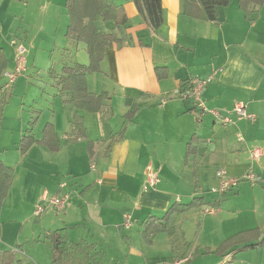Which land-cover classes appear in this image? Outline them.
<instances>
[{
    "label": "crops",
    "instance_id": "crops-1",
    "mask_svg": "<svg viewBox=\"0 0 264 264\" xmlns=\"http://www.w3.org/2000/svg\"><path fill=\"white\" fill-rule=\"evenodd\" d=\"M112 1L129 18V24L122 28L125 42L107 50L101 63V70L107 73L88 75V91L106 92L109 99L99 113L78 111L86 138L76 139L73 106H60V122L50 117L53 110L45 108L48 115L40 122L38 97L26 107L17 103L16 96L30 86L32 77L40 78L42 59L46 60L49 48L60 52L61 69L57 72L52 68L57 74L54 77L61 75L65 65H72L65 59L75 63L73 50L83 43L66 37L70 23L66 0H0V48L8 61L5 71L15 67L16 38L23 37L20 39L28 49L26 74L5 93L0 133L12 128L14 137L15 127L16 135L13 147L8 148L10 136L5 132L0 160L15 171L5 203L17 194L28 212L24 222L31 225L32 234L26 238V249L33 260H23L22 232H15V238L2 237L0 250L15 251L24 264H50L53 248L46 236L65 227L72 242L86 241L93 246L91 264L174 260H188L187 264H264V246L227 258L215 253L241 232L257 229L264 236V5L247 13L240 9L238 0H232L227 8H221L219 22H208L188 16L184 0H162L164 23L154 32L140 17L133 0ZM95 25L99 32L121 36L113 21L97 17ZM45 62L47 70L51 62ZM29 70L38 72L29 74ZM102 75L112 84L99 89L96 77L101 79ZM194 78L209 81L202 93L209 110L226 112L243 104L255 121L238 120L235 114L231 116L235 122L226 127L211 114L198 121L191 111L194 102L180 97ZM7 95L16 96L17 104L13 105ZM61 95L64 101L72 93ZM2 97L3 91L0 101ZM134 111V118L125 121L124 117ZM115 114L119 127H112ZM47 123L55 128L59 150L52 152L35 144L21 155L19 139L31 132L35 140H42ZM124 127L125 133L116 138ZM89 142L95 144L93 156ZM256 149L262 152L259 160L251 157ZM149 165L160 183L145 190ZM219 168L241 180L223 197L210 192L218 184L215 173ZM251 172L254 182L245 178ZM45 193L49 197L69 194V203L61 211L49 209L40 216L38 226L33 225L36 206ZM201 197L209 205L217 203L218 208L204 206L175 214L171 218L173 235L161 232L146 238L149 217L161 218L175 203L188 204ZM126 216L131 218L130 226ZM0 230L5 232L3 225ZM42 244H46V251L38 250ZM205 250L211 251L210 255H203ZM198 253L201 257L196 259Z\"/></svg>",
    "mask_w": 264,
    "mask_h": 264
},
{
    "label": "trees",
    "instance_id": "trees-1",
    "mask_svg": "<svg viewBox=\"0 0 264 264\" xmlns=\"http://www.w3.org/2000/svg\"><path fill=\"white\" fill-rule=\"evenodd\" d=\"M133 1L143 21L151 30L157 32L164 23L162 0ZM184 2L185 13L188 16L197 20L219 22L221 8H227L232 0H184ZM238 3L241 10L249 13L255 10V8L263 6L264 0H238ZM66 8L70 15V23L67 27L66 37L78 43H83L86 46L90 63L89 65H65L61 75L54 77V80L60 92L72 93L70 99L65 100L64 103L72 105L75 108L73 127L77 133L76 139H84L86 138V129L83 117L78 111H85L92 114L99 113L104 107L105 101L109 99V95L106 92H102L101 94L89 92L87 88V77L88 75L101 72V63L104 61L108 49H111L114 45H123L125 37L122 34V28L129 24V18L125 11L112 0H66ZM97 17L102 18L105 22L113 21L121 36L119 37L115 32H99L95 25ZM7 66L6 54L0 48V93L3 91V97L0 101V122L2 109L6 105L5 93L10 90L6 88V80H4V72ZM183 89L184 86L182 87ZM135 111L128 113L124 117L125 121H131L134 118ZM125 130L126 127L120 131L116 138L122 137ZM35 144H43L50 151L57 152L60 146L54 126L51 124L45 126L43 138L40 141L35 140L31 132L24 134L21 138L18 151L21 155H25ZM94 147V143H88L89 154L91 156L94 155ZM14 175V169L6 166L0 160V207L9 194ZM204 206L212 209L218 208L217 203L209 205L204 197L196 198L188 204L175 203L163 217H149L145 221L144 235L147 239L150 238V235L161 232H167L169 235H173L175 232V229L171 226V218L173 215L182 214L191 209ZM46 239L51 242L53 248V259L50 264H91V255L94 251L93 246L86 241L79 243L72 242L69 239L68 231L65 227L46 236ZM262 246H264V236L256 229L241 232L233 236L225 241L215 253L222 258H226L237 252H245ZM0 264L24 263L17 259L15 251L5 250L0 252Z\"/></svg>",
    "mask_w": 264,
    "mask_h": 264
},
{
    "label": "rangeland",
    "instance_id": "rangeland-1",
    "mask_svg": "<svg viewBox=\"0 0 264 264\" xmlns=\"http://www.w3.org/2000/svg\"><path fill=\"white\" fill-rule=\"evenodd\" d=\"M20 38L24 39L23 37H18V38H16V41H18V42L20 41L24 44L23 40H21ZM24 45L26 46V44H24ZM26 48H27V46H26ZM73 55H74L75 63H73V61L71 62L70 60L65 59V61L67 63H70V65L72 64L71 66L76 65L77 60H78V63H80V64L89 65V63H90L89 55L87 54L86 50L84 49L83 44H80L78 49L75 48L73 50ZM75 56H76L77 60H76ZM59 57H60V52L58 50L52 51V48H49L47 51L46 60L42 59L41 64H44V70L41 71L42 73H41L40 78L32 77L31 78L32 81L30 82V86L27 88L23 87L22 93H19V95L16 94V96L18 97L17 103L21 104L23 102V103H25L26 107H28L31 102L34 103L33 99H36V97H38L37 99L40 103L39 104L40 110H42V113H40L39 118H38L40 122L43 119H46V116L48 115V113H47L48 111H45V108L53 110V112H50V117L52 119H54V121L60 122V118L62 115L59 112L60 106L61 105H67L66 103H64L66 98L63 101L64 97H63V95H61L62 92H60V89L58 90L57 87L55 86L56 82L54 81V75L56 73L52 70V68L54 67V69L57 72L60 71L61 66H60L59 61H58L60 59ZM47 60L51 63H49L47 70H46L45 67L47 66L48 63L45 61H47ZM83 62H85V63H83ZM37 72H38L37 70L36 71L32 70V72L29 70V74H31V73L36 74ZM105 72L106 71L103 69V70H101V72H97L95 74L96 75H99L100 73L105 74ZM102 76L103 77L101 79H98V77H96L98 80L97 84L99 86V89H103V88H105V86L107 87V86H110L112 84L110 79H107L104 75H102ZM25 89H29L28 92H26V95H24ZM16 96H12V97L8 96L7 99L11 98L12 103L14 105V104H17V103H15V98H17ZM23 99H25V100L23 101ZM12 103H11V105H12ZM8 110H11V108H9ZM28 110L29 109L26 108V112ZM112 110L115 113L114 108H112ZM36 115H37L36 116V118H37L38 114H36ZM53 115H54V117H53ZM119 121L120 120L117 118V114L113 115V119L111 120L112 127H119V125H120ZM5 122H7V121H5ZM46 125H48V123ZM1 126H2V117H1L0 127ZM11 129L12 128H10L6 131H3V129L1 130V133H0V149H2V147H3V141L5 139L4 136L6 135L5 132H8V135L10 136L9 140H8L7 147L8 148L13 147V145L15 143L14 137L16 135V133H15L16 128L15 127L13 128L15 130L14 137L12 136L13 133H11ZM74 133L76 134L75 130L73 129V134ZM21 138L19 139V144H20ZM243 184H245V183H242L241 185H243ZM241 185H240V187H241ZM210 192H209V194H210ZM34 214H35V212H34ZM44 214H46V213H44ZM27 215H28V212L26 211V208L24 206H22L21 200L19 199L17 194L12 199H10L8 202L5 203V201H4L2 207H0V219H1L0 224L3 225L5 228L4 233L1 232L2 230H0V239H2V237L8 238L9 236L15 238V232H18V235L21 234V232H22L21 245L23 246V250H24L23 252H25V256L23 257V260L25 262H28L27 260H29V259L33 260V258L30 256V254L28 253V251L26 249L27 245H28L26 238L32 234L31 225L24 222L27 218ZM39 222H40V217L35 218V215H34V218H33L31 223L33 225H37ZM1 225H0V227H1ZM6 229H7V231H6ZM10 234H13V235H10ZM37 244H39V243H37ZM47 244H49V243L47 242ZM17 245H18L17 242H15V248L14 249H16L18 247ZM45 245L46 244L40 245L41 247H39L38 250L46 251L47 247H45ZM0 251H3V250H0ZM182 251H183V248L179 249L178 253H182ZM208 252H209L208 250H205L204 253H202V254L203 255H210ZM199 257H201L200 253H198V256L196 259H198ZM192 259H194V258H192ZM183 261H185L184 264H187L186 263L187 260H183ZM161 263H166V262H161Z\"/></svg>",
    "mask_w": 264,
    "mask_h": 264
},
{
    "label": "built area",
    "instance_id": "built-area-1",
    "mask_svg": "<svg viewBox=\"0 0 264 264\" xmlns=\"http://www.w3.org/2000/svg\"><path fill=\"white\" fill-rule=\"evenodd\" d=\"M15 47V67L13 70H8L4 72V78L6 80V88L11 89L16 81L22 77L27 71V54L28 50L22 42L14 41ZM209 81H205L199 78H194L188 82V88L180 92V97L183 100L191 99L194 102L195 108L191 111L195 114V117L198 121L207 115L211 114L222 126H228L233 124L235 120L231 117L235 114L238 120H248L255 121V116L249 113L246 110V107L243 104H236L232 110L223 112L218 109L209 110L206 106L205 100L203 99L202 93ZM239 140H242V137L239 136ZM262 156V152L259 149L252 151L251 157L253 160H259ZM146 178H145V190L154 189L160 183L159 176L157 172L149 165L146 169ZM215 178L218 181V184L211 189V193L219 197H223L229 192L237 188L241 182L239 178L229 175L225 169L219 168L216 170ZM246 180L254 182L256 180L255 174L252 172L246 175ZM70 200L69 194L55 195L49 197L45 193L42 197V201L36 206L35 209V218L42 216L49 209L54 210H64L68 205ZM212 209V208H210ZM126 225L130 226L131 218L129 216L125 217ZM227 258V257H226ZM227 260V259H226ZM183 260H174L166 263L158 264H184ZM223 264H226L224 262Z\"/></svg>",
    "mask_w": 264,
    "mask_h": 264
}]
</instances>
